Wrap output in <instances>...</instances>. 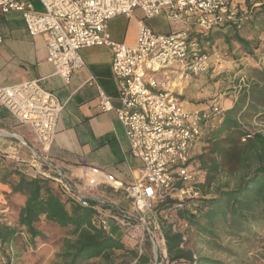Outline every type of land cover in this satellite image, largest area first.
Listing matches in <instances>:
<instances>
[{
	"label": "built area",
	"instance_id": "built-area-1",
	"mask_svg": "<svg viewBox=\"0 0 264 264\" xmlns=\"http://www.w3.org/2000/svg\"><path fill=\"white\" fill-rule=\"evenodd\" d=\"M35 2L42 8L37 9ZM135 10L144 15L135 44L113 41L108 22L118 16L131 17ZM9 13L22 16L32 37H44L46 61L66 84L73 71L86 66L80 55L82 49H111L120 106L113 107L95 77L91 76L88 83L100 91V109L115 111L131 155L144 165L141 177L131 184L123 186L112 180L106 184L103 172L89 168H84L81 177L73 178L61 167L50 166L46 154L57 135L64 105L56 95L45 91L39 80L0 87V104L19 122L30 124L38 138L41 152L34 153L31 161L35 178L53 181L72 199L91 207L107 236L118 239L116 234H120V239L136 247L139 256L149 246L151 264H165L166 240L155 208L161 201H175L162 219L181 235V247L188 248L187 224L173 212L184 209L189 200L202 197L198 185L204 175L192 168L196 151L206 128L219 123L226 111L216 101L201 110H188L171 91L176 79L170 70L177 68L183 76L195 77L215 73L214 55L200 45L198 35L226 24L240 30L250 19V11L239 9L232 0H0V14ZM161 15L178 27L169 33H157L145 22ZM3 41L0 35V46ZM88 174L100 178L81 185ZM105 185L111 187L110 194L88 197L87 189ZM192 214L197 215L198 210L193 208ZM131 264H139L138 259Z\"/></svg>",
	"mask_w": 264,
	"mask_h": 264
},
{
	"label": "trees",
	"instance_id": "trees-1",
	"mask_svg": "<svg viewBox=\"0 0 264 264\" xmlns=\"http://www.w3.org/2000/svg\"><path fill=\"white\" fill-rule=\"evenodd\" d=\"M249 2L250 19L242 29L226 24L198 35L205 51L206 47L212 51L213 45L221 41L229 51L237 49L254 60L264 56L259 38L264 31V1L259 0L256 7ZM251 33L255 35L250 37ZM249 75V86L240 90L236 103L219 123L206 128L196 151L192 168L204 175L198 185L202 197L189 200L184 209L173 212L187 224L190 247L182 248L181 235L162 219L175 201H161L155 208L166 240L165 264H256L233 251L235 241L262 243L264 250V134L244 122L246 118L264 116V68H251ZM0 182L7 183L5 178ZM10 186L26 201L15 223L0 216V264H13L8 252L14 247L20 248L18 256L29 249L37 251L39 244L49 239L48 230L60 235L56 264H131L137 259L139 264H151L149 246L139 256L131 242L107 236L98 226L94 210L72 199L53 181L20 175ZM193 208L198 210L197 215L192 214ZM205 249L236 258L227 261L204 255ZM259 255V264H264V251Z\"/></svg>",
	"mask_w": 264,
	"mask_h": 264
},
{
	"label": "crops",
	"instance_id": "crops-1",
	"mask_svg": "<svg viewBox=\"0 0 264 264\" xmlns=\"http://www.w3.org/2000/svg\"><path fill=\"white\" fill-rule=\"evenodd\" d=\"M232 2L248 7L247 0ZM34 5L37 9L42 8L38 2ZM258 5L254 4V7ZM162 16L166 22L157 20L158 17L145 22L157 33H169L178 27L165 15ZM143 20L140 10H135L131 17L118 16L110 20L108 32L111 39L134 45L139 23ZM0 35L4 39L0 46V87L39 80L40 86L56 95L64 105L57 123V135L46 154L50 166L61 167L73 178L81 177L84 168L98 170L107 176L106 184L112 180L126 186L139 179L144 165L131 155L124 127L114 110L104 112L100 109V91L96 85L88 83L91 76L95 77L103 92L110 97L113 107L120 106L119 86L112 72L111 49L105 46L82 49L80 55L86 66L73 71L66 84L55 74L54 66L46 61L44 37H32L20 14H0ZM213 63L216 70L221 69L216 53ZM170 74L176 79L171 91L180 97L188 110H201L207 106L205 85L195 80V76H183L177 68L170 70ZM235 103L236 100L229 101L224 105L225 109H230ZM40 152L41 146L32 126L19 122L0 104V179L7 181L0 182L1 213L18 210V214L24 206L26 197L13 193L10 182L18 181L20 175L35 178L31 161L33 154ZM94 177L100 178L88 174L81 185L90 184ZM110 192L109 185L87 189L88 197L106 196ZM119 196L124 198L122 190Z\"/></svg>",
	"mask_w": 264,
	"mask_h": 264
},
{
	"label": "rangeland",
	"instance_id": "rangeland-1",
	"mask_svg": "<svg viewBox=\"0 0 264 264\" xmlns=\"http://www.w3.org/2000/svg\"><path fill=\"white\" fill-rule=\"evenodd\" d=\"M264 1V0H262ZM250 5L260 4L259 0H251ZM243 4V3H242ZM239 9L247 10L248 8L242 7V5H237L234 3ZM259 6V5H258ZM157 20L166 22L164 17H158ZM154 22V21H153ZM254 33H251L250 37L254 36ZM260 41L262 42V46L264 48V31L259 35ZM212 51L206 47V52L210 54H217L219 65L222 66L221 69L215 71V73H210L208 75L194 77L195 80H199L201 85H205V91L207 96L204 101L210 104L213 101H216L225 108L224 105L229 103L231 100H236L240 95V90L247 88L249 86V80H251L249 75V69L251 68H264V56L261 57L260 60H254L247 55H244L241 51L237 49H233L229 51L227 47L222 45V43H216L211 48ZM197 88V87H196ZM202 94V93H201ZM207 104V105H208ZM262 111V110H261ZM246 125L249 128L256 132H261L264 134V116L256 117V118H246L244 120ZM18 210L14 213H1L0 216L3 217L8 223H15L18 218L17 214ZM47 230L46 228L44 229ZM49 235V239L46 242L39 244V248L37 251H33L29 249L28 252H24L18 256L17 250L20 248L14 247L11 252L8 254L12 257L13 264H56L58 261L56 254L60 251L59 239L60 235L56 234V232L52 230L47 231ZM117 238L120 239V234H116ZM188 240L191 238L189 234H187ZM191 246V242L188 244ZM246 252H245V251ZM233 251L239 253L243 260L248 263H256L259 264V259L263 253L262 243L258 242H234L233 243ZM205 255H211L212 252L210 250L205 249L203 251ZM218 258L225 259L227 261H231L235 256L232 255H223V254H212ZM0 262L2 259L0 258ZM93 264H98L93 263Z\"/></svg>",
	"mask_w": 264,
	"mask_h": 264
}]
</instances>
